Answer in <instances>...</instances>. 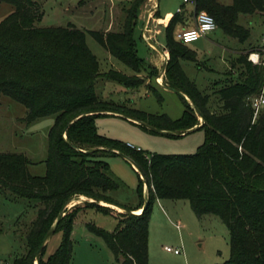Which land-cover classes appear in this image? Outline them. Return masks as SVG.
I'll list each match as a JSON object with an SVG mask.
<instances>
[{
	"label": "trees",
	"instance_id": "1",
	"mask_svg": "<svg viewBox=\"0 0 264 264\" xmlns=\"http://www.w3.org/2000/svg\"><path fill=\"white\" fill-rule=\"evenodd\" d=\"M147 1L124 5L120 31L98 32L73 24L39 27L43 13L37 1L0 0V4L15 8L0 21V96L24 105L29 122L56 115L49 133L45 176L31 174L30 161L24 154L0 153V194L12 195L28 206L41 205L26 238L27 251L12 264H34L64 205L78 196L94 199L96 202L84 205L98 213L124 219L114 231L88 224L89 232L104 240L116 260L124 257L123 264H149V226L152 205L157 200H186L198 217L220 218L229 230L231 249L230 258L220 264H264V109L254 120L249 104V98L263 88L264 69L242 53L233 58L228 72L214 83L217 106L212 108L211 95L201 91L185 70V63H195L201 69L197 51L176 38L180 28H191L193 10L176 13L164 29L163 50L169 54L165 78L166 87L185 94L203 117L204 124L199 128L206 131L205 143L194 155H149L99 133L96 121L108 111L143 123L140 126L151 133L158 132L147 126L173 130L182 122L189 130L200 125V116L187 101L189 111L176 122L166 115L116 106L96 93L100 78L128 89L145 84L141 74L148 71V66L138 54L136 33L141 7ZM196 11L211 15L220 31L245 43L251 32L240 24L239 16L264 14V0H233L231 5L197 0ZM88 34L134 74L117 70L101 73L99 61L87 45ZM148 74L157 75V69ZM114 151L126 155L139 169L137 206L123 205L113 196L122 187L106 161L110 155H120ZM144 184L148 185L149 199L142 214L118 212L100 204H114L130 212L143 210ZM80 210L75 205L65 211L53 232L62 228L63 242L45 259L46 245L40 264L71 263V235Z\"/></svg>",
	"mask_w": 264,
	"mask_h": 264
},
{
	"label": "rangeland",
	"instance_id": "2",
	"mask_svg": "<svg viewBox=\"0 0 264 264\" xmlns=\"http://www.w3.org/2000/svg\"><path fill=\"white\" fill-rule=\"evenodd\" d=\"M35 1L41 5L43 13L42 20L38 23L39 27H67L73 24L85 31L106 32V29L111 31L122 29L125 19L124 5L134 0ZM152 1L157 3L156 0H148L141 7L138 22L140 28H143L146 6ZM157 1L160 4L162 17L170 10L176 13L184 4L183 0ZM219 1L224 4L232 3L230 0ZM14 11V6L1 3L0 21ZM150 15V29H152L155 25L154 13ZM240 24L250 30V39L241 45L242 47L222 44L225 47V50L220 48L225 52L222 53L223 55H212L207 58L208 60L201 58L204 53L211 54L214 48L217 49L213 46L216 43L215 34L190 45L198 55H201L198 63L201 69L195 63H189L191 68L187 69L188 73L201 91L211 95L212 108L217 106L214 83L228 72L231 60L241 53L249 60L250 54L259 52L264 47V14L245 17L240 20ZM154 33L156 35V32ZM216 34L220 35L219 32ZM136 40L139 56L141 58L151 56L152 64H147L148 71L141 74L145 84L138 89H128L119 82L100 78L96 86L98 97L119 107L156 116L166 115L171 120L180 122L189 111L188 104L179 94L165 89L166 68L163 78L159 75L163 71V57L146 41L144 33L141 35V29L137 30ZM154 42L160 47L165 46L164 31L155 38ZM87 45L97 57L101 73L117 70L127 75L134 74L124 64L112 58L89 34ZM261 54L264 58V53ZM153 68L157 69V75L150 76L148 73L152 72ZM208 69L215 70V73ZM158 80L161 81L160 84ZM27 114L24 105L6 96H0V153L24 154L30 161L31 174L43 177L47 172L49 133L55 123L56 115L29 122ZM101 114L106 115L96 121L101 135L121 141L134 149L143 150L149 155H194L206 141L205 129L199 128L203 122L200 117V125L189 130H186V123L181 122L173 130H164L169 133H151L141 127V123L127 118L123 113L108 111ZM106 161L110 164L113 175L122 183V187L113 194L114 198L123 205L137 206L140 202L137 193L140 181L136 165L132 160L121 155H110ZM145 194L149 195L147 184L143 186V195ZM84 203L77 204L81 210L75 219L71 235L73 257L70 264H123L124 257L120 256L119 260H116L104 240L89 232L88 224L114 231L118 227L119 220L124 219L118 215L115 217L98 213L96 209L85 206ZM101 204L106 205L103 202ZM40 207L41 205L28 206L24 201L16 200L9 194L5 196L0 194V224L3 228V233L0 235V264H12L14 259L26 253V238ZM63 238L62 228L51 236L47 243L45 259L57 252ZM168 247L180 249L181 255L168 252ZM230 255V233L220 218L214 215L198 217L190 202L186 200H157L153 203L149 226V264H220L227 261ZM34 264H37V260Z\"/></svg>",
	"mask_w": 264,
	"mask_h": 264
},
{
	"label": "built area",
	"instance_id": "3",
	"mask_svg": "<svg viewBox=\"0 0 264 264\" xmlns=\"http://www.w3.org/2000/svg\"><path fill=\"white\" fill-rule=\"evenodd\" d=\"M184 3H190L193 7V27L188 29V30H183L179 32L176 35V38L181 41L184 44H191L194 42H197L201 39H208V35L218 29L217 23L215 19L205 13V12H197V0H184ZM183 9L180 8L178 12H182ZM150 29V28H148ZM147 29V31H148ZM258 54L259 60L257 63H252L255 65H262L264 69V59L261 56V53H264V47L259 50V52H255ZM253 54V53H252ZM167 55V54H166ZM251 55V54H250ZM169 58V56L167 55ZM250 60V59H249ZM165 62V58H164ZM164 76V75H163ZM163 78V77H161ZM249 104L254 112V120H256L261 113V111L264 109V84L263 88L260 92V94L253 96L249 98ZM131 147V146H130ZM133 148V147H131ZM134 149V148H133ZM140 150V149H136ZM168 252H173L175 255H181V250L180 249H173L168 247L167 248Z\"/></svg>",
	"mask_w": 264,
	"mask_h": 264
},
{
	"label": "crops",
	"instance_id": "4",
	"mask_svg": "<svg viewBox=\"0 0 264 264\" xmlns=\"http://www.w3.org/2000/svg\"><path fill=\"white\" fill-rule=\"evenodd\" d=\"M219 1V0H218ZM230 1H232V3H233V0H230ZM156 9H155V11H154V17H153V20H154V23H155V25H154V27L152 28V29H149L150 31H149V36L151 37V39L152 40H155V38L156 37H159L162 33H163V31H164V29H165V27H167L168 26V24L170 23V21H171V19L173 18V16L176 14V13H178V11L175 13L174 11H172V10H170V11H168L167 13H166V15L164 16V17H162L161 16V14H160V4L158 3V1L156 0ZM183 2H184V0H183ZM220 2V1H219ZM221 4H224V3H222V2H220ZM231 3V4H232ZM231 4H224V5H231ZM181 8L184 10V11H188V12H190V11H192L193 10V7H192V5L190 4V3H184L182 6H181ZM180 9V8H179ZM256 15V14H255ZM158 16H160V17H158ZM254 15H240L239 16V22H240V20H243L245 17H253ZM244 26V25H243ZM142 27H143V25H142ZM193 27V22H192V25H191V28ZM138 29H141V35H142V33H143V28H140V27H138ZM106 32H110L111 30L110 29H106L105 30ZM181 31H183V29L182 28H180V30H179V32H181ZM154 32H156V35H155V33ZM178 32V33H179ZM217 32H219V34L220 35H218V34H216ZM177 33V34H178ZM212 34H215V36H216V43L215 44H213V46L214 47H216L217 49H213V51H212V53L211 54H207V53H204L202 56L203 57H201V55H198V58H204V59H207L208 57H212V55H223L222 53H225V52H222L221 50H220V48H223L224 50H225V47L224 46H222V44L224 45V44H234V45H236V46H241V45H244V43L242 44V43H240L237 39H234V38H231V37H229V36H227V35H225L222 31H220L219 29H217L216 31H214V32H212V33H210L208 36H209V38H210V35H212ZM201 40H203V39H201ZM201 40H199V41H201ZM204 40H206V39H204ZM199 41H197V42H199ZM197 42H194V43H197ZM194 43H191V44H194ZM190 44V45H191ZM226 46V45H225ZM165 47V46H164ZM164 47H161L162 48V50L164 49ZM242 47V46H241ZM194 49V48H193ZM164 51V50H163ZM165 52V54H167L168 56H169V54H168V52L167 51H164ZM108 53V52H107ZM160 53V52H159ZM109 54V53H108ZM110 55V54H109ZM160 55L163 57V61H164V56L160 53ZM111 56V55H110ZM113 58V57H112ZM142 59H144L145 61H146V63L147 64H149V63H151L152 64V61H151V56L149 57V58H142ZM208 60V59H207ZM211 60V59H210ZM164 65V64H163ZM185 65V70L187 71V73H188V70L187 69H189V67H190V65L188 64V63H185L184 64ZM191 68V67H190ZM189 74V73H188ZM190 75V74H189ZM144 198H145V200L147 199V194H145V196H144ZM140 212L142 211V210H139Z\"/></svg>",
	"mask_w": 264,
	"mask_h": 264
},
{
	"label": "water",
	"instance_id": "5",
	"mask_svg": "<svg viewBox=\"0 0 264 264\" xmlns=\"http://www.w3.org/2000/svg\"><path fill=\"white\" fill-rule=\"evenodd\" d=\"M151 13H150V11L149 10H147L146 9V13H145V16H144V21H143V33H144V36H145V38H146V41L151 45V46H153L156 50H158L163 56H164V58H165V62H164V66H163V71L159 74L160 75V77H163V75H164V72H165V68H166V66H167V64H168V60H169V58L167 57V55L165 54V52L162 50V48L158 45V44H156V42H154V40H152L151 39V37L149 36V34H148V32H147V29L148 28H150V22H151V15H150ZM159 83V82H158ZM160 84V83H159ZM165 89L166 90H169V91H172V92H175V93H177V94H179L180 96H182L194 109H195V111H196V113H197V115L198 116H200V118L202 119V124L199 126V127H201L203 124H204V119H203V117H201V115H200V113L198 112V110L193 106V103L191 102V100L185 95V94H183L182 92H179L178 90H176V89H174V88H172V87H165ZM126 116V115H125ZM127 117V116H126ZM127 118H129V117H127ZM132 119V118H131ZM133 120H135V119H133ZM135 121H137V120H135ZM137 122H139V121H137ZM139 123H141V122H139ZM141 124H143V123H141ZM144 125H146V124H144ZM147 126V125H146ZM69 127V126H68ZM149 129H151L152 131H154V132H158V133H169V132H165L164 130H158V129H156V128H153V127H150V126H147ZM65 138H66V136H65ZM115 153H117V154H120L121 156H123L124 158H126V159H128V160H131V159H129L126 155H123V154H121L120 152H117V151H114ZM134 164V163H133ZM137 167V166H136ZM137 169H138V167H137ZM139 170V169H138ZM147 188H148V185H147ZM82 196H78V197H74V198H72L71 200H69L65 205H64V207H63V209H62V213H61V215H60V217L58 218V220H57V222H56V224H55V226L53 227V229H52V231L50 232V233H48L47 234V236L45 237V239H44V241H43V243H42V245L40 246V249H39V251H38V255H37V264H40V256H41V253H42V251H43V249L46 247V245H47V243L49 242V240H50V238H51V236L53 235V232H54V230L56 229V227H57V224H58V222L62 219V217L65 215V211L66 210H68V209H70L71 207H73V205H77V204H79V203H83V202H96L94 199H92V200H89V199H83V198H81ZM83 197H85V196H83ZM87 198V197H86ZM148 199H149V195L147 196V199H146V201H145V205H144V208H143V211L146 209V207H147V204H148ZM101 204V203H100ZM101 205H103V204H101ZM110 205H113V206H116V207H118V208H120V209H122V212L123 213H132V214H135L134 212H130L129 210H127V209H125V208H123V207H120V206H117V205H114V204H110ZM108 207H111V206H108ZM111 208H113V207H111ZM113 209H115V208H113ZM136 215H138V214H136Z\"/></svg>",
	"mask_w": 264,
	"mask_h": 264
},
{
	"label": "bare ground",
	"instance_id": "6",
	"mask_svg": "<svg viewBox=\"0 0 264 264\" xmlns=\"http://www.w3.org/2000/svg\"><path fill=\"white\" fill-rule=\"evenodd\" d=\"M146 9L149 10L151 14H153L154 11H155V9H156V3L154 1L150 2L149 4H147ZM149 31L150 30L148 29V31H147L148 34H149ZM158 82H161V81L158 80ZM81 198H83V199H89V198H86V197H83V196ZM89 200H92V199H89ZM105 204H106L105 206H111V207H113V208H115V209H117L119 211H122V209H120V208H118L116 206H113V205H110V204H107V203H105ZM135 213L138 214V215L139 214H142L143 213V210L141 212L140 211H137Z\"/></svg>",
	"mask_w": 264,
	"mask_h": 264
},
{
	"label": "clouds",
	"instance_id": "7",
	"mask_svg": "<svg viewBox=\"0 0 264 264\" xmlns=\"http://www.w3.org/2000/svg\"><path fill=\"white\" fill-rule=\"evenodd\" d=\"M249 59H250V61H252L253 63H257L258 60H259L258 54H256V53L251 54V55L249 56Z\"/></svg>",
	"mask_w": 264,
	"mask_h": 264
}]
</instances>
